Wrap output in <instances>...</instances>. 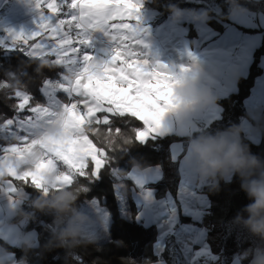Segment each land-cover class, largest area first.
I'll list each match as a JSON object with an SVG mask.
<instances>
[{
  "label": "snow or ice",
  "instance_id": "1",
  "mask_svg": "<svg viewBox=\"0 0 264 264\" xmlns=\"http://www.w3.org/2000/svg\"><path fill=\"white\" fill-rule=\"evenodd\" d=\"M31 3L38 12L37 30L10 32L8 47L29 62L45 59L56 72L54 77L43 73L38 77L43 102L29 90L31 78L20 81L14 92L6 90L13 88L15 74L5 73L0 80L5 103L15 101L8 105L11 115L0 112V140L4 141L0 177L6 178L0 191H6L14 203L25 186L37 189L39 182L55 173L67 186H78L80 195L102 170L115 178L114 191H123L125 179L142 187L148 170L121 175L115 166L116 154L161 134L163 116L172 106L170 89L179 81L171 68L150 63L140 51L141 46L147 47L139 38L141 0ZM93 32H101L111 45L102 49L106 58L85 51ZM179 70L188 69L181 65ZM56 117L65 129L64 136L45 131ZM138 134L140 139H136ZM13 135L18 137L16 143L9 142ZM144 195L150 198L151 193L145 191ZM185 211L197 214L195 208Z\"/></svg>",
  "mask_w": 264,
  "mask_h": 264
},
{
  "label": "trees",
  "instance_id": "2",
  "mask_svg": "<svg viewBox=\"0 0 264 264\" xmlns=\"http://www.w3.org/2000/svg\"><path fill=\"white\" fill-rule=\"evenodd\" d=\"M203 1L205 3L197 4L190 0H151L144 4V7L159 12L155 25L176 10H195L202 7L209 17L207 24L220 33L225 29L220 22L230 24L228 20L230 7L264 14V0L259 2L214 0L220 9L219 13L207 5L210 0ZM238 29L246 33L262 34V42L254 51L247 76L238 79L237 92L215 100L222 108L221 118L191 136L156 137L146 144H136L130 146L127 151L116 154L115 166L121 170V175L135 167L144 170L160 165L161 179L147 186L148 189L156 191L157 200L169 193L178 205L176 200L180 182L178 162H173L170 157V145L174 142H182L186 149L190 141L221 138L223 132H237L240 147L257 157L264 165V108L258 121L251 120L260 131L261 138L257 144L252 143L241 129L242 120L248 119L244 101L250 96L255 80L263 74L260 63L264 57V30L240 27ZM192 30L193 27H190V38H193ZM52 67L53 65L44 59L29 62L20 52L16 50L9 52L0 47V80L4 79L5 73L8 72L16 75V79L11 81L13 88L6 90L8 92H14L20 81L29 82L31 78L29 90L37 100L43 102L44 98L38 93V77L41 73L54 77L56 70ZM11 103L15 101L5 103L4 93L0 92V112L11 115V109L8 107ZM3 143L4 141L0 140V145ZM222 173L217 171L212 183L203 189L209 205L198 225L206 234L205 242L210 255L202 257L199 264H232L235 260L240 264H264V239L254 235L244 223L248 219V213L244 209L252 202L241 187L247 177L242 178L239 174L233 173L231 179L226 181ZM115 183V178L107 170H102L98 179L87 183V192L80 195L77 192L78 186L47 190L45 187L34 189L25 186L22 190L29 195V199L19 207L12 223L26 219L23 231L37 233V246L25 247V244L10 246L0 240V247L14 254L17 262L22 264H155L158 261L155 244L159 230L155 224L145 226L143 218L139 217L141 210L133 197L135 189L132 181L130 179L123 181V191L120 189L114 191ZM95 193L105 200V207L112 217L111 226L115 232H109L107 228L102 227L100 215L89 200ZM58 198L62 199L63 208L51 206ZM85 210L92 212V215L84 216ZM178 212L180 224H192L190 218L181 215L179 205ZM67 229H75L80 235L75 241L65 239L61 246L58 237ZM171 245L178 251V259L184 262L174 236L171 235L162 254L166 264H177L173 255L168 252Z\"/></svg>",
  "mask_w": 264,
  "mask_h": 264
},
{
  "label": "crops",
  "instance_id": "3",
  "mask_svg": "<svg viewBox=\"0 0 264 264\" xmlns=\"http://www.w3.org/2000/svg\"><path fill=\"white\" fill-rule=\"evenodd\" d=\"M150 1L141 0V7L138 13V24L141 29L139 38L147 45L146 48L141 46L140 51L146 54V58L150 63L159 62L171 68L179 83L191 80L195 84L197 91H207L212 97V103L206 106L186 103L175 96L174 89L179 83L175 84L170 89V94L173 97L172 106L164 114L161 122V134L156 137L169 135L191 136L206 129L213 121L221 118L222 108L216 104L215 100L237 92L238 79L247 76L253 61L254 51L262 42V34L246 33L238 29V27L264 30V14L230 7L228 16L230 24L222 23L216 19L225 28L220 33L207 24L209 17L202 7L195 10H176L164 21L155 25L154 23L160 14L156 10L144 7V4ZM190 1L197 4L205 3L203 0ZM249 1L259 2L262 0ZM215 12L219 13L220 9L218 12L215 10ZM38 22V12L32 5L31 0H7L6 14L2 18L0 17V40H3L4 44L5 41L10 44V32L17 33L22 31L25 34H30L37 30L36 25ZM190 27H193L191 32L193 38L189 37ZM110 47L111 45L108 43L107 38L101 32H93L91 45L85 51L97 58H106L102 49ZM3 48L9 52L15 51L4 46ZM181 65L188 70L181 72L179 70ZM261 68L263 74L255 80L250 96L244 101L248 119L245 118L241 122L243 133L255 144L260 141L261 135L259 129L251 123V120L258 121L264 108V57L261 59ZM50 129H53V131H50ZM45 131L55 136H64L66 134L63 125L59 122V117L54 118L53 124L47 127ZM221 138H226L228 141L240 145L237 132H223L221 133ZM17 139L18 137L13 135L9 142L16 143ZM137 139H140L139 134ZM195 142L197 141H190L186 149H184L182 142H174L170 145V157L173 162H178L180 176L176 200L181 215L190 218L192 224L179 223L178 205H176L169 193L166 194L167 197H171L176 207L177 222L180 224L179 228H181L174 235L175 241L183 257H185V252L189 254V260L193 258V254L190 252L193 249L202 251L201 255H210V250L205 242L206 234L198 224L201 222L203 214L209 205L206 196L203 194V189L212 183L217 173V171L213 170L208 174L201 175L200 161L191 148V144ZM147 170L148 175L144 178L142 187H137L130 179L135 189L134 200L140 210L152 203L163 204V206L158 208L159 213L156 211V215L159 220L169 221V219H165V214L170 213L172 215V213L167 207L166 201L164 199H162L164 201L157 200L155 197L156 191L147 188L149 184H154L161 179V169L149 167L140 170L135 167L131 171L143 174ZM232 174V172L226 170L222 173L226 181L231 179ZM5 181V178L0 177V183ZM4 187L6 188V186ZM37 187L41 189L45 187L47 190L64 189L68 186L60 180L57 174L52 173L47 175L42 182H39ZM181 188L184 189L183 192L180 191ZM145 191L151 193L150 198H145ZM28 199L29 195L23 191V195L18 196L13 203L9 201V194L6 191H0V240L10 246H20L25 244V241H30L31 247L37 246V233L35 231H23L27 223L26 219L18 223H12L17 210ZM94 206L96 207L97 205ZM193 208L197 210L196 215H193L191 211H185V209L191 210ZM103 209L105 211L102 209L98 211L102 227L107 228L109 232H113V226H109V221L105 217V213H109L105 205ZM107 215L109 216L110 214ZM195 219L199 222H194ZM143 220L145 226L154 224L146 215ZM192 260H196L197 264L199 263L197 258ZM0 264L22 263L17 262L14 254L6 252L0 247ZM155 264H166V262L161 258ZM232 264H240V262L235 260Z\"/></svg>",
  "mask_w": 264,
  "mask_h": 264
},
{
  "label": "clouds",
  "instance_id": "4",
  "mask_svg": "<svg viewBox=\"0 0 264 264\" xmlns=\"http://www.w3.org/2000/svg\"><path fill=\"white\" fill-rule=\"evenodd\" d=\"M175 96L186 102L206 106L212 103V97L207 91H197L191 80H185L176 85ZM53 131V129H50ZM193 153L201 164V175L215 171H228L247 177L241 187L252 201L246 205L244 211L248 213V219L244 223L254 235L264 239V165L257 157L250 155L235 142L226 138H209L191 144ZM52 207L63 208L62 199L52 202ZM75 229H67L60 234L58 239L75 241L79 237ZM91 243V241H89ZM25 247H31L30 241H25Z\"/></svg>",
  "mask_w": 264,
  "mask_h": 264
},
{
  "label": "rangeland",
  "instance_id": "5",
  "mask_svg": "<svg viewBox=\"0 0 264 264\" xmlns=\"http://www.w3.org/2000/svg\"><path fill=\"white\" fill-rule=\"evenodd\" d=\"M207 5L210 6L214 11L215 10L217 12L219 11L218 7L214 3V0H210L209 2H207ZM6 7H7V0H0V17L1 18H2V16H5V14H6ZM9 45L10 44L5 41L4 47L8 49L9 48L8 47ZM260 65H261V63H260ZM177 195H178V193H177ZM162 199H164L166 201V205L170 209V212L172 213L171 219H169V221L159 220V218L156 215V213H155V215H153L152 218H150L151 217L150 216L151 213L149 215H147L149 217V220L152 223L156 224V226L158 225L157 228L159 230V237H158V240H157V242L155 244V253L158 256V259H161L162 258V254L165 251L166 241H167L168 237L171 236V235H173V236L176 235V232L177 231L179 232L180 229H181V228H179L180 227V224L177 222V213H175L176 207L173 204L171 197H169V196L167 197L166 196V197H163V198L158 199V200L161 201ZM89 200H90V203H92V204H93V201L95 200L96 201V204L95 205H97L99 209H102L103 211H105V209H103V207L105 205V200L102 199V197L100 195H98V194L95 193L92 196V198H90ZM164 200H162V201H164ZM83 213H84V216L92 215V212L86 211V210ZM107 214H109V213H107ZM82 216H83V214H82ZM111 218H112L111 215H109V216L107 215L106 216V220L108 219L109 226L110 227H111ZM194 222L198 223L199 221H197V219H195ZM162 226H163V228L166 229V231H168V233L166 234V236H164V238H161L160 237V230H161ZM115 231L116 230H113V232H115ZM174 239H175V236H174ZM175 244L177 246L176 241H175ZM177 248H178L179 252L181 253L180 248L178 246H177ZM168 252L173 255V258H175L177 264H197V261L196 260L193 261L192 259H194V258L196 259L197 258V259L200 260L202 257L209 256V255H201V253H203L202 251H199L198 249H195V250L193 249V251H190L193 254V258H191L189 260V258H188V255L189 254L187 252H185V257L187 259L184 257V262H181L178 259V254H177L178 251H176L172 247V245L169 246ZM197 253H199V255H197ZM198 256H200V257L198 258Z\"/></svg>",
  "mask_w": 264,
  "mask_h": 264
},
{
  "label": "bare ground",
  "instance_id": "6",
  "mask_svg": "<svg viewBox=\"0 0 264 264\" xmlns=\"http://www.w3.org/2000/svg\"><path fill=\"white\" fill-rule=\"evenodd\" d=\"M160 206H163V204L158 203V202L157 203H152L151 205H147L143 210L140 211L139 217L140 218H144L145 215L147 216V215H149L151 213L150 214V216H151L150 218H152L153 215H155L156 211L157 212L159 211L158 208ZM147 218H149V217L147 216ZM170 218H171V214L170 213L165 214V219H170ZM166 234H167V231L162 226V228L160 230V237L164 238V236H166Z\"/></svg>",
  "mask_w": 264,
  "mask_h": 264
},
{
  "label": "water",
  "instance_id": "7",
  "mask_svg": "<svg viewBox=\"0 0 264 264\" xmlns=\"http://www.w3.org/2000/svg\"><path fill=\"white\" fill-rule=\"evenodd\" d=\"M158 237H159V234H158ZM158 237H157V240H158Z\"/></svg>",
  "mask_w": 264,
  "mask_h": 264
}]
</instances>
